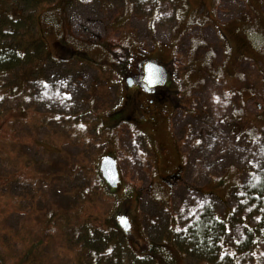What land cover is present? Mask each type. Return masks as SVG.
I'll list each match as a JSON object with an SVG mask.
<instances>
[{
	"label": "rangeland",
	"instance_id": "rangeland-1",
	"mask_svg": "<svg viewBox=\"0 0 264 264\" xmlns=\"http://www.w3.org/2000/svg\"><path fill=\"white\" fill-rule=\"evenodd\" d=\"M3 1L10 9L21 0ZM42 3L37 27L44 53L18 71L26 78L21 109L31 108L37 120L17 128L10 123L8 132L16 131L22 142L17 150L1 130L0 179L23 168L27 155L40 169L34 183L43 184L41 190H30L34 184L24 181L13 184L10 192L20 200L2 204L7 215L0 213V223L17 230L21 222L36 235L42 229L40 212L45 218L51 207L78 209L71 223L78 219L87 225L82 228L90 229L91 240L98 238L92 247L106 249L107 264H207L182 254L179 239L190 237L191 224L199 228L208 207L211 219L227 226L215 230L209 244L234 250L226 260L237 256V264H264V239L251 250L257 225H264V195L254 199L264 193V0ZM24 10L31 16V5ZM142 58L167 68L171 97L163 93L160 119L156 127L140 129L145 135L125 124L109 132L107 117L129 100L121 66L126 63L128 72ZM17 77H0L2 91L17 86ZM9 102L19 109L17 99ZM73 118L78 127L73 128ZM106 157L120 170L115 191L101 177ZM176 173L178 181L169 179ZM12 207L22 215L9 220ZM122 217L129 219L125 232L116 228ZM61 227L55 228L59 241ZM26 239L28 253L33 239ZM42 254L59 264L67 261V253L60 257L55 247L27 256L39 261Z\"/></svg>",
	"mask_w": 264,
	"mask_h": 264
},
{
	"label": "trees",
	"instance_id": "trees-1",
	"mask_svg": "<svg viewBox=\"0 0 264 264\" xmlns=\"http://www.w3.org/2000/svg\"><path fill=\"white\" fill-rule=\"evenodd\" d=\"M43 1L45 0L16 1V5L13 6V4H11L10 9H8V7H5L6 3L3 0H0V77L17 75V78H19V82L15 87L6 89L4 91H2V87H0V138L1 130L3 129L8 134H10L8 132L10 123L13 128H17L19 124L21 125L23 122H28L30 119L37 120L36 116H32L31 118L33 112H28L31 108L25 109L23 107L21 109L22 105H20V101L23 97L22 82L23 80H26V78H22L21 75L18 74V71H23V63L26 62L27 64L31 57H36L37 52L43 51L44 53L45 46L37 27V13L38 9L43 4ZM29 5H31L32 14L31 16L30 14L26 16L24 6L28 7ZM24 17H26L25 20L23 19ZM23 29L26 30L27 35H23ZM31 35H33L31 39L32 41L30 39H28V41H24L25 37L27 38ZM8 41L10 42L9 45ZM47 57L49 62L54 64V61H51L49 56ZM74 60L75 59H71L69 61ZM125 64L126 63L122 64V66L120 65L121 71L122 68H125ZM31 65H33L32 60ZM13 99H17L18 101L14 102L16 104L15 107H19L18 110L13 108L14 106L9 102V100ZM24 105L25 102L23 103V106ZM47 116L53 118V115ZM44 119L46 118H43L42 120ZM73 120L72 126H74V124L80 123L76 122L74 118ZM75 127L78 126H74L73 128ZM16 134L17 132L15 131L13 134H10L7 137V144H13L11 145L13 150H17V146L22 144L20 137H16ZM2 143H6V141L3 140ZM33 165L34 161H32L26 155L23 158V168L17 167L15 172L3 177L4 179H0V213L3 214L5 218L7 215V209L3 208L2 210V204L4 202L14 203V198L16 200H20V198L14 197L16 195H12L10 192L9 188L13 184L19 183L23 185L22 182L24 181V183L27 185L34 184L30 190H41L40 187L42 186L43 182H39L40 184L34 183L36 179H40L38 178L40 175H36L37 173L40 174V169L39 166ZM65 175L67 178H70L68 172H66ZM51 183L52 182H45V184ZM261 195H264V193H258L257 197H254V199H260L259 196ZM32 206L33 204H31L29 208ZM60 207L61 206H57V208L51 207V210L47 211L45 218L42 216L43 211L39 213L40 220H43L41 221L42 229H39V232L36 235H34L32 230L29 232L25 231L23 223L21 224V222L19 224L20 227L17 230H13L11 227H4L5 222L3 224L0 223V226H3L0 231V264H59V262L56 261L57 259H52V261H50L48 259L49 254H42L39 261H35L37 257L35 259H31L29 256H27L32 251H37V253L40 252V250L44 247H55L56 250L60 252V257H62L64 253H67V255H65V258L67 259L65 264H107L106 262L102 261L106 255V249H96L92 247L91 243L98 238L91 240L90 229L84 230L82 228L87 225L81 221L79 222L78 219L75 220V223H71V221L75 219V213L78 209L72 211V208L61 209L62 207ZM19 210L20 209L14 210V207H12L9 211V220H12L17 215V213L22 215L20 212H18ZM203 212L204 215L203 218H201L199 228H194V225L191 224L189 231L187 232L188 235L190 234V237H186L185 239L182 238V240L179 239V246L181 248L180 251L182 254L183 252H187L189 257L193 256L198 259H203L207 262V264H237V261L240 260V258L237 256H232V259L226 260V258L234 252V250L225 247H220V249L219 247L214 248L213 246H215L216 242L211 244L208 242L209 239L211 240L212 238H215V230L218 233L219 231L222 232L223 228L225 231H227L225 221L222 222L219 219H211V216H213L214 213L213 210L208 207H205ZM258 214L259 216L261 215V213ZM59 218H62V220L60 221ZM58 226H62V233L64 232V234L61 235L63 236V238H61L62 241H59V234H57V231L55 230V228ZM257 226L259 227L257 229L258 233L256 237L258 238V241H256L254 245H251V247H253L251 249L252 252L255 251V247L257 249L262 239H264V232L262 231L264 225L258 224ZM192 229L197 231L191 232ZM54 233L57 235L55 236ZM36 236H38L39 239L37 243L35 242ZM26 238L33 239L32 247L29 249L28 253H26V249L23 246V242H28ZM239 249H242L241 245H239ZM84 250L87 251L89 255L86 254L87 252L84 254ZM23 251L27 255H23ZM99 256H101L100 259H98ZM10 258L15 259L16 261L10 263ZM83 258H85V260H83ZM94 260L96 262H94Z\"/></svg>",
	"mask_w": 264,
	"mask_h": 264
},
{
	"label": "flooded vegetation",
	"instance_id": "flooded-vegetation-1",
	"mask_svg": "<svg viewBox=\"0 0 264 264\" xmlns=\"http://www.w3.org/2000/svg\"><path fill=\"white\" fill-rule=\"evenodd\" d=\"M147 63H149V61L142 58L137 67H134L128 72L125 71V68H122V72H124L123 89L124 93H128L129 100L127 101L125 99L126 104H122V106L118 107L114 114H110L107 117L108 123L104 127L105 130L112 132L121 125L125 124L130 127H136L139 133L145 135L144 132H141V128H151L157 126L161 115V110L158 106L162 100L163 93L166 95L167 92L170 97L171 95L169 94L170 89L167 86L162 88L156 85H151L146 80L144 68ZM133 96H136L137 99ZM139 97L141 98V101L139 100ZM129 103H131L130 109ZM164 159L165 162H169L171 159L167 151L164 153ZM170 176L171 177H169V179L176 181H178L180 177L179 173H176V175L171 174ZM162 182L164 186L171 189L172 184L168 179H162ZM124 219L127 220V225H122L121 221H118L116 227L122 232L127 231L130 225L129 219L127 217Z\"/></svg>",
	"mask_w": 264,
	"mask_h": 264
},
{
	"label": "water",
	"instance_id": "water-1",
	"mask_svg": "<svg viewBox=\"0 0 264 264\" xmlns=\"http://www.w3.org/2000/svg\"><path fill=\"white\" fill-rule=\"evenodd\" d=\"M147 81L153 85H165L167 82L166 70L157 64H148L146 66ZM101 172L106 183L112 187L117 188L119 183V171L116 161L112 157L105 158L101 163Z\"/></svg>",
	"mask_w": 264,
	"mask_h": 264
}]
</instances>
